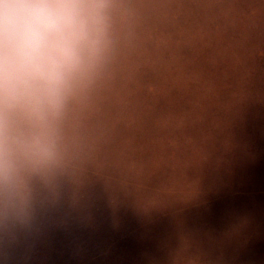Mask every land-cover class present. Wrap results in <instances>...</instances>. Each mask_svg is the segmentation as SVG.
Masks as SVG:
<instances>
[{
    "label": "rangeland",
    "instance_id": "1",
    "mask_svg": "<svg viewBox=\"0 0 264 264\" xmlns=\"http://www.w3.org/2000/svg\"><path fill=\"white\" fill-rule=\"evenodd\" d=\"M64 149L0 203V264H264V0H116Z\"/></svg>",
    "mask_w": 264,
    "mask_h": 264
},
{
    "label": "clouds",
    "instance_id": "2",
    "mask_svg": "<svg viewBox=\"0 0 264 264\" xmlns=\"http://www.w3.org/2000/svg\"><path fill=\"white\" fill-rule=\"evenodd\" d=\"M116 0H0V203L64 149L70 105L92 90L114 52Z\"/></svg>",
    "mask_w": 264,
    "mask_h": 264
}]
</instances>
